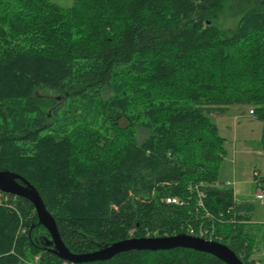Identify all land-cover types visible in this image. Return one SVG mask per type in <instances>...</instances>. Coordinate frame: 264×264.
I'll list each match as a JSON object with an SVG mask.
<instances>
[{
  "label": "trees",
  "instance_id": "trees-1",
  "mask_svg": "<svg viewBox=\"0 0 264 264\" xmlns=\"http://www.w3.org/2000/svg\"><path fill=\"white\" fill-rule=\"evenodd\" d=\"M224 11L242 15L232 35L216 25ZM232 106L251 107L264 148V0H0V171L38 190L74 254L203 228L258 264L264 225L217 186L225 139L211 116ZM116 182L148 200L133 236L116 233ZM46 238L30 202L0 193V264H71ZM91 264L225 263L176 249Z\"/></svg>",
  "mask_w": 264,
  "mask_h": 264
},
{
  "label": "rangeland",
  "instance_id": "rangeland-1",
  "mask_svg": "<svg viewBox=\"0 0 264 264\" xmlns=\"http://www.w3.org/2000/svg\"><path fill=\"white\" fill-rule=\"evenodd\" d=\"M51 1L68 8L74 4L75 0ZM241 19L242 15L234 16L224 11L220 14L216 25L222 32L232 35L238 30ZM250 110L251 107L248 106H232L225 115L211 116L212 122L219 129V134L225 139V158L220 167L217 186L221 189L233 190L237 203L252 204L255 208L252 223L262 226L264 225V202L258 200L257 195L261 190L260 181L264 178L263 123L251 115ZM79 113L84 114V112ZM86 118L88 121L93 119L88 115ZM99 122L102 124V120ZM256 174L259 177H256ZM227 184H232V186L228 187ZM146 192L149 195L153 193L150 184L146 185ZM114 195V209L119 224L116 233L120 238H124L125 232L133 236L137 224V210L141 213V208L147 205L148 200L138 203L131 186L123 182L115 183ZM251 260L264 264V233L257 236L256 249Z\"/></svg>",
  "mask_w": 264,
  "mask_h": 264
},
{
  "label": "water",
  "instance_id": "water-1",
  "mask_svg": "<svg viewBox=\"0 0 264 264\" xmlns=\"http://www.w3.org/2000/svg\"><path fill=\"white\" fill-rule=\"evenodd\" d=\"M0 193L25 199L35 207L39 225L43 226L48 234V238L44 243L45 250L66 263L107 262L121 254L134 251L168 252L176 249H187L211 255L225 264H247L226 245L186 234L161 238H129L113 244L99 246L98 250L91 253L74 254L62 240L57 222L47 210L38 190L26 179L10 171H0Z\"/></svg>",
  "mask_w": 264,
  "mask_h": 264
},
{
  "label": "built area",
  "instance_id": "built-area-1",
  "mask_svg": "<svg viewBox=\"0 0 264 264\" xmlns=\"http://www.w3.org/2000/svg\"><path fill=\"white\" fill-rule=\"evenodd\" d=\"M250 114L252 115L253 112L251 111ZM256 177H259V175L256 174ZM227 186L230 187V186H232V184H227ZM260 189H261V187H260ZM195 191H196L197 197H198V206L200 208H203V210H204L205 209L204 208L205 194H204V192L202 190H200L199 187H195ZM257 199L264 202V190L263 189L260 190V193L257 195ZM166 203L169 204V205H176V206L184 205V201L183 200H181L179 198H172V197L171 198H167L166 199ZM205 217L206 218H210L211 217L210 213H208L206 211ZM191 234L195 235V237L197 236L199 238H203L204 239L206 236H208L209 232L207 230L201 228L198 233H196V231H194V230H191Z\"/></svg>",
  "mask_w": 264,
  "mask_h": 264
},
{
  "label": "crops",
  "instance_id": "crops-1",
  "mask_svg": "<svg viewBox=\"0 0 264 264\" xmlns=\"http://www.w3.org/2000/svg\"><path fill=\"white\" fill-rule=\"evenodd\" d=\"M237 202V201H236ZM239 203V202H238ZM240 203H242V202H240Z\"/></svg>",
  "mask_w": 264,
  "mask_h": 264
}]
</instances>
